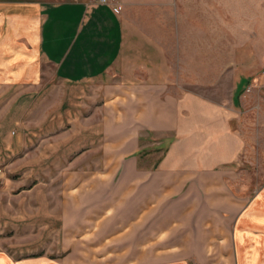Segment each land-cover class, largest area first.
<instances>
[{"label":"crops","instance_id":"1","mask_svg":"<svg viewBox=\"0 0 264 264\" xmlns=\"http://www.w3.org/2000/svg\"><path fill=\"white\" fill-rule=\"evenodd\" d=\"M182 1L202 4L205 16L211 17L212 0ZM180 2L124 0V9L119 12L87 1L7 7L0 4V99L8 100L0 104V165L8 161L4 150L13 153L26 142L15 129L32 128L34 137L43 134L39 137L43 143L57 136V130H53L56 126L61 139L69 131L76 132V141L70 146L78 150L70 151L76 155L61 171L67 186L61 192V240L66 252L69 242L84 241L87 221L95 220V204L86 210L84 205L95 203L109 189L113 194L107 205L114 210L117 205L116 210L125 212L124 228L140 229L136 241L141 244L157 240L147 236V226L177 225L173 213L179 212L181 203H192L189 195L197 197L193 203L205 202L208 210L211 201L206 206L205 196L215 193L219 199L228 200L226 190H221L225 189V168L237 159L243 147L231 122L241 114L238 103L245 91L239 95L231 92L227 102H219L212 99L211 91L200 94L180 90V76L171 73L172 59L167 53L176 51L178 62V44L175 50L174 44L167 47L137 23V18L143 17L137 9L144 4L162 10L156 11L160 15L177 18ZM241 13L240 18L244 17ZM256 57L258 70L264 59L260 61L258 54ZM258 72L246 89L264 87V75ZM21 100H27L26 108ZM96 126L103 132V138L97 140L101 142L98 161L94 148ZM84 131L91 133L87 141L83 139ZM145 132H150L156 142H150L147 136L141 142L139 137ZM164 139L165 153L158 151ZM141 148L148 153L134 156ZM116 178L119 182L114 185ZM243 205L238 199L234 201L233 206L241 207V212L233 221L230 237L194 235L176 241H230L232 252L220 253V257L232 259L233 264H264V208H259L258 200ZM194 209L187 206L183 211ZM115 216L108 213V218ZM3 241L0 239V264H64L47 254L18 255L17 250L6 249ZM157 251L149 256L141 246L136 257H157ZM207 257L209 252L201 249L180 258Z\"/></svg>","mask_w":264,"mask_h":264},{"label":"rangeland","instance_id":"2","mask_svg":"<svg viewBox=\"0 0 264 264\" xmlns=\"http://www.w3.org/2000/svg\"><path fill=\"white\" fill-rule=\"evenodd\" d=\"M69 1L95 2L0 0V4L5 7L56 5ZM183 2L181 0L179 6L176 4L177 18H169L167 13L160 15L156 11L162 10L144 4L141 9H137L143 15L142 18H137V23H141L155 39L163 41L167 47L170 48L174 44L175 50V45L178 44V62L176 51L169 50L167 53L172 59L171 73L180 76V90L200 94L211 91L212 99L219 102H227L231 92L239 95L245 91L241 102L238 103L241 114L231 122L233 129L238 132L237 137L243 140V147L237 159L225 168V189L221 190H226L228 200L225 201L223 197L219 199L214 196L215 193L203 196L206 206L208 201H211V210H208L205 208V202L193 203L197 197L189 195L192 203H181L179 212L173 213V223L177 225L159 228L147 226V236L156 237L157 240L141 244L136 241L140 236V229L134 226L124 228L125 212L116 210L117 205L115 210L107 205L113 194L109 189L106 194L97 197L95 203L91 201L84 205L86 210L95 204V220L87 221L88 230L83 232L84 241L69 242L66 252V245L61 240V192L65 191L67 186L61 171L68 165L66 161H71L76 155H71L70 151L78 150V147L70 146L76 141V132L69 131L67 136L61 139L56 126L53 130H57V136L49 137V142L43 143L39 138L43 137L42 133L34 137L32 128L23 127L15 131L21 133L22 138L26 140L25 144L17 147L16 151L13 149V153L11 150H4L6 154H2L8 161L0 165L3 172L0 174V239L4 240L6 249L17 250L18 255L47 254L53 260L60 259L64 264H175L177 261H186L189 264H233L232 259L219 256L220 253L223 255L224 252H232L230 241L185 243L176 240L192 238L194 235L214 237L225 234L230 237L233 221L241 212V207L236 209L233 206L236 199L242 201L243 207L258 200L261 205L259 208H264V87L245 88L255 73L259 71L260 76L264 75V65L256 69L257 54L260 61L264 59V0H227L224 3L212 0L211 17H207V14L205 16L202 4L199 6L198 3ZM120 3L117 12L124 9V0H120ZM242 11L244 17L240 18ZM159 15L161 18H156ZM4 95L6 97L7 94ZM6 101L8 100L0 99V104ZM27 104V100H21V106L26 108ZM96 127L98 129L95 128L94 148L95 160L98 161L101 142L97 140L103 138V132L99 131V126ZM145 133L139 137L141 142L146 136L150 142H156L150 132ZM90 136L91 133L84 131V141ZM55 138L56 141L53 140ZM164 141L165 139L162 140L158 151L165 153L167 148L163 144ZM146 153L148 151L141 148L134 156L140 158ZM44 155L48 157L43 159ZM37 158L40 159L36 160ZM12 162L15 168L11 165ZM24 168L30 169L31 172H25ZM114 182V185H117L119 179L116 178ZM186 199L187 197L182 201ZM187 206L195 209L183 211ZM98 208L101 211L96 212ZM109 212L116 214L115 219L108 218ZM75 213H72L73 218ZM167 218L169 217H165L164 222H167ZM196 224L197 227H194ZM141 246L146 248L149 256L158 250V255L154 254L157 257L143 260L136 257V251ZM201 249L209 252V257L180 258L189 251L194 253Z\"/></svg>","mask_w":264,"mask_h":264},{"label":"built area","instance_id":"3","mask_svg":"<svg viewBox=\"0 0 264 264\" xmlns=\"http://www.w3.org/2000/svg\"><path fill=\"white\" fill-rule=\"evenodd\" d=\"M95 3L99 5H105L112 8L115 12H117L118 8L120 7V0H95Z\"/></svg>","mask_w":264,"mask_h":264}]
</instances>
